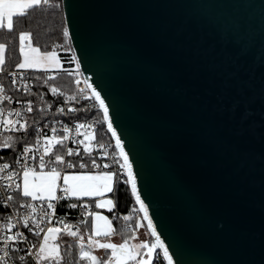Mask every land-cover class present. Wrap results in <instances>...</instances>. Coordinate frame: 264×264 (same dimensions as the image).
Instances as JSON below:
<instances>
[{"label":"water","instance_id":"1","mask_svg":"<svg viewBox=\"0 0 264 264\" xmlns=\"http://www.w3.org/2000/svg\"><path fill=\"white\" fill-rule=\"evenodd\" d=\"M62 6L174 264H264V0Z\"/></svg>","mask_w":264,"mask_h":264},{"label":"snow or ice","instance_id":"2","mask_svg":"<svg viewBox=\"0 0 264 264\" xmlns=\"http://www.w3.org/2000/svg\"><path fill=\"white\" fill-rule=\"evenodd\" d=\"M42 5L53 6L50 3V0H0V32H7L9 34L14 32V18L19 19L26 17L29 10H33L41 7ZM59 7V5H54ZM65 37L70 38V33L68 28H65L63 31ZM31 32L19 33V52L21 54L22 60L16 65L17 69H37L42 71H53L57 68H62L61 61L58 57L56 51H46L41 53L39 47H34L31 44ZM29 41V44L26 48L25 41ZM8 45L6 43H0V72L4 71L5 64V55ZM72 60L76 64V72H79L80 61L73 55ZM49 64L51 68H42V64ZM67 71V70H65ZM69 75H72V72H68ZM13 85H18L16 79L17 73H10ZM23 73H20V76L23 77ZM36 80L43 79V83L48 86L49 90L53 94L60 92V89L55 84H49V81L56 79L54 75H48L46 78L37 76ZM77 84L80 83L79 80L76 81ZM87 87L91 90V95L85 94L83 96L84 100H94L98 102L99 108L103 112V121L107 122V130L111 133V136L115 138V149L119 151H113L111 153V158L113 164L118 165L117 171H100L96 174L91 172L87 174L80 175H68L65 174L61 177V172L58 171V165H66L68 168L79 167L81 169L89 168L91 169H110L112 164L109 163H98L95 158H91L89 163L80 162L78 165L72 163L71 161H65V155L67 156H80L79 148L68 147L66 149L65 155L55 154L53 155V149L59 146L63 148L65 146L64 142L70 139L71 130L65 125L62 129V133L57 135V129L53 127L51 129L52 135H45L41 137L39 132L43 131L42 129H37V135L35 144L33 145H23L22 151L19 155V158L16 159V163L20 164L22 171L12 172L9 171L6 177L8 183L5 184L6 189H11L12 192L19 193L20 196L25 198H30L31 201L36 200H45L47 201V209H51L52 212H48L46 209L43 212V216L39 219H33L31 214L25 215L19 219L13 218L9 215L7 220L3 223V234L0 235V241H3L5 245V250L3 256H0V262L2 264H7V257L9 256V248L12 247L15 250L14 246L21 242L28 241V236L25 232L12 230L17 227V224H22L23 228L27 229L29 232H32L35 236L40 237L43 233V237L40 241L38 250L36 252L37 264H60V261L63 259L60 253V246L56 243H50L55 241L58 238L59 233L62 231L61 228L50 226L45 229L41 227V224L47 222L51 224V216L55 215V205L51 203L53 200L63 199L65 197L75 196L78 199L84 196L89 197H103L106 192L114 191V178L118 179L120 177V170L123 172V176L126 179L123 180L125 184H131V191L136 196V201L139 203V211L144 213V219L148 221V228L151 229V234L155 237V242L149 244L148 242H141L136 245L130 244L132 237L125 238L122 243H112V242H101L94 237L102 236L109 237L110 235L115 234V230L111 228V221L107 216L101 215L100 212L86 211L83 215L87 217H94L96 222L103 221L105 227H101L99 223H96L93 228V234L88 236L87 246L84 243L85 237L79 234V228L75 231H72V226L66 224L63 220H58L57 223L63 225L64 229H67V235H70L78 239L79 243V258L81 261H87L88 264H129V262H134V264H153L154 253L157 249L163 250L164 259L167 260V264H174L173 256L169 252L168 246L165 245V242L161 239L160 234L157 232L156 227L153 224L152 218L148 215V206L145 204V201L141 199V193L137 188V173L134 169V162L130 159L129 152L125 150V144L121 138V135L118 133L117 128L114 127V120L110 117V106L106 103L105 98L102 96L101 92L96 89L92 84L87 83V78L85 79ZM24 92L29 93V88L27 83L24 84ZM5 92L4 86L0 84V94ZM79 92L83 93L84 89H79ZM62 95V93H60ZM41 100L43 101V95H41ZM69 101H76L77 96L72 95L68 97ZM5 101L11 103L13 97L9 95H3L0 98V104H3ZM19 102V101H17ZM46 103V101H44ZM95 105H93L94 107ZM50 107V105H49ZM43 111V109H40ZM34 111L33 102L31 100L24 102V112L19 110H8L7 112L0 108V133H12L28 131L29 123L25 118L26 113H32ZM58 111L61 114L65 113V109L60 107ZM88 111V106H84L81 109L70 107L68 112H78ZM103 121H93V124L102 123ZM92 128V124L77 123L75 125L77 137L83 135V139H74L73 142L76 145H83L84 153L89 157H92L93 153L90 148V144L86 143L89 141L87 133L81 134V129ZM92 140H97V136L94 134L91 137ZM14 143V138L12 135H8L7 138L0 142V148L3 149H12ZM96 146L100 149H105L103 151V156L108 157L109 152L106 150V145L97 141ZM43 149V154L39 155L38 160L35 155L36 152H39ZM49 156L48 160L45 159V156ZM31 160L34 162L35 166L29 164L28 161ZM23 161V163H21ZM50 167L48 172H45L44 169ZM12 168V165L9 163H3L0 165V172H4ZM37 168L39 171H37ZM14 177L19 178L14 179ZM2 178V177H0ZM63 180V186L61 187L58 184V181ZM60 188L62 193L61 196H57V189ZM7 201L16 203V200L13 195H7ZM113 201L111 199L102 200L98 199L94 201V207L97 209L108 208V211H112ZM7 207V204L4 205ZM85 209H90L92 205L84 204L82 205ZM71 208H76V204L69 205ZM20 209H31L32 213H35L36 208L31 203H20L16 209L17 217H19ZM125 221L130 220L131 216H124ZM81 224H87V219L81 220ZM30 224L32 227H30ZM11 233V234H9ZM100 248L104 250H111L110 254L105 259H100L96 255L92 254V249ZM32 249H37V244L32 243L30 249L28 250V255H32ZM146 250V251H143ZM139 257V258H138ZM21 261L25 260V256H20Z\"/></svg>","mask_w":264,"mask_h":264},{"label":"built area","instance_id":"3","mask_svg":"<svg viewBox=\"0 0 264 264\" xmlns=\"http://www.w3.org/2000/svg\"><path fill=\"white\" fill-rule=\"evenodd\" d=\"M12 72H16L17 73V81H18V85H13L11 83L12 77L10 75V73ZM20 73H23V77L20 76ZM35 69H28V70H24V69H4L3 72H0V84H2L4 86L5 92L3 94H0V98H2L3 95H9L13 97V101L11 103L5 101L3 104H0V108H3L6 112L8 110H19L21 112H24V102L31 100L33 102V108L34 111L32 113H26L25 114V118L28 120V122L30 120H34L36 123L34 125V130L32 131V133L28 132V135L31 136L32 135V142L29 143H24L23 145L27 144V145H33L35 144V140H36V135L37 129H42L43 131L39 132V135L41 137L48 135L51 136L52 135V131L51 129L53 127H55L57 129V135H60L62 133V129L63 127L66 125L70 130V139L65 141L64 144L65 146L63 148H60V151L57 153L56 149H53V155L55 154H61V155H65L66 153V149L68 147H72V148H79L80 153L83 150V145H76L73 140L74 139H83V135H80L79 137H77L76 134V129H75V125L77 123H84L86 125L88 124H92L93 127L92 128H85V129H81V134L83 133H87L88 137H90V148L92 150L93 153V158H95L97 160L98 163H109L112 164V167L110 169H89V168H84L81 169L79 167L76 168H68L66 167V165H58L57 169L58 171L61 172V177L67 173H71V172H84V173H89L91 172L93 173H98L100 171H117L118 170V165L113 164L112 162V158H111V153L113 151L117 150L115 149L114 143L112 141L111 138H101L99 137V123L93 124V121H98L97 119H89V120H81L79 118H75L74 114L77 112H68V109L70 107H74L79 109L80 107L87 105V106H91L93 107V105H97V103L95 101L92 100H84L83 96L85 94L87 95H91L88 88H87V84L85 83V79L83 78V76L80 74V76L76 79L80 81L79 84L74 83V90L73 92L69 93L66 95L65 98H63L62 100L58 101V102H44L46 100V94L42 93L41 95H43L44 100H41V95L39 97V94H37L36 92V80H35ZM27 83L28 88H29V93H25L24 92V84ZM79 89H84V92L81 93L79 92ZM88 91V93H87ZM72 95H76L77 96V100L76 101H69L68 97L72 96ZM19 101V102H17ZM50 105V107H49ZM94 106V107H95ZM98 106V105H97ZM60 107H63L65 109V114H61L58 109ZM40 109H43L44 111H48L50 112V115L46 118V119H38L35 120L36 118V110L37 111H41ZM23 130H21L22 132ZM24 132V131H23ZM24 132V133H27ZM4 134L7 133H0V137L3 136ZM97 136V140H92L91 137L93 135ZM1 139V138H0ZM97 141H99L100 143H104L106 145V150L109 152V156L108 157H104L103 156V151L105 149H100L96 146ZM86 143H88V141H86ZM19 149L18 154L16 156V158L14 159L13 162H6L0 159V165H2L3 163H9L10 165H12V168H10L9 170H6L4 172H0V235L3 234V228L2 225L3 223L7 220L8 216L11 215L13 216L14 220L15 219H19L25 215H29L31 214L33 216V219H39L40 217L43 216V212L46 209L48 212H52L51 209H47V201L45 200H36V201H31L30 198H26V199H21L19 197V193L16 192H12L11 189H6L5 188V184L8 183L6 177L8 175L9 171L12 172H16V171H22L20 164H17L15 161L17 158H19V155L22 151V147ZM43 154V149H41L39 152H36L35 155L37 156V160L39 155ZM2 156V155H1ZM80 156H67L65 155V161H71L74 164H79L80 162L83 163H89L90 160L88 158H80ZM50 157L49 156H45V159L48 160ZM21 163H23V161H21ZM29 164H32L33 166H35L34 162L29 160L28 161ZM50 167L45 168V171H49ZM38 169V168H37ZM39 170V169H38ZM126 177L123 176V172L122 170H120V177L118 179L114 178V191L110 192V195L112 196L113 201L115 202V208L114 210V217H116L117 215H120L122 218L124 216H126L123 213L118 212V210L116 209V194H117V187L118 184L123 181ZM14 179H19L17 177H14ZM59 185L62 187V179L59 181ZM13 195L16 203L13 204L12 202H8L7 201V195ZM62 193L60 191V188L57 189V196H61ZM20 203H31L35 206L36 211L35 213H32L31 209H20L19 210V217H17V213H16V209L18 207V205ZM51 203L53 205H55V215L51 216V224H49L47 222V218L45 219V222L41 224V227H43L45 229V231L47 230L48 227L50 226H55L58 228H61L63 231L67 230L63 228V225L57 223L58 220H63L66 224L71 225L72 229H74L77 226L82 225L80 223L81 220L87 219V216L83 215L86 211L90 210V209H85V207H83L82 205L84 204H88L90 205L85 199L83 198H77L74 196H70V197H65L63 199H58V200H53L51 201ZM7 204V207H5L4 205ZM68 204H76L77 207L73 210H62V206H68ZM132 213L133 215H138L140 214L138 207H134L132 209ZM122 224L128 229V230H132L133 226L132 224H130L127 221H125L124 219L122 220ZM30 227H32V225L30 224ZM13 232L15 231H22L25 232V234L28 236V241L26 242H21L18 243L17 245L14 246L15 250H13L12 247H10L9 250V256L6 258L7 259V264H37V258H36V252L38 250L40 241L43 237V233H41L40 237L35 236L32 232H29L27 229L23 228L22 224H17V227L15 229L12 230ZM11 234V233H9ZM35 243L37 244V249H32V255L29 256L28 255V250L31 247V244ZM5 250V245L3 243V241H0V256H3V252ZM25 256V260L21 261L19 259L20 256ZM164 259L162 254L158 251L155 255V258L153 260V264H164ZM0 264H2V262H0ZM43 264H47V262H43ZM166 264V263H165Z\"/></svg>","mask_w":264,"mask_h":264},{"label":"trees","instance_id":"4","mask_svg":"<svg viewBox=\"0 0 264 264\" xmlns=\"http://www.w3.org/2000/svg\"><path fill=\"white\" fill-rule=\"evenodd\" d=\"M51 5H42L39 8L29 10L28 15L23 18L16 19L14 18V32L9 34L7 32H0V43H6L8 45L6 55H5V64L4 69H14L16 65L21 62L22 57L19 52V33L23 32H31V44L35 47H39L41 52L46 51H56L59 53L62 61L63 67L55 69L53 71H42L35 69V76H40L46 78L48 75H54L56 79L49 81V84H55L60 92L57 94L51 93L48 86L43 83V79L36 80V92L39 94V97L42 93L46 94V102H58L66 97L67 94L73 92L74 83L76 79L80 76V71L76 72V64L75 61L72 60L74 55L71 43L68 37L63 35V31L66 28L62 0H50ZM59 5V7H55L54 5ZM67 70V71H65ZM68 72H72V75H69ZM62 93V95L60 94ZM88 93V91H87ZM94 101V100H92ZM87 106V105H84ZM80 107L79 109L83 108ZM36 118L35 120L46 119L50 112L48 111H35ZM75 118H79L81 120H89V119H97L98 121H103L102 113L99 110L98 106L95 107L88 106V111H78L74 114ZM28 131L32 133L34 130L35 121L30 120ZM8 135H12L14 138V143L12 149H3L0 148V159L6 162H13L16 158L19 149L24 143L32 142V135L29 136L28 132H12L7 133L1 136L0 142H3ZM99 137L101 138H111L109 135L104 121L99 123ZM56 152L60 151V147L57 146ZM2 155V156H1ZM80 158H88L89 160L92 157H89L84 153V150L81 151ZM126 179V178H125ZM21 199H26L19 195ZM68 206H62V210H70L73 211L75 208H71ZM136 207L135 201L132 197L128 184L123 183L121 181L117 187L116 194V209L118 212L125 214L126 216H131V219L128 220L130 224H132V230H128L123 224V218L120 215L114 217V210L108 212L111 222L112 228L115 230V234L111 235L109 241H114V239H122L137 236L140 229L142 228V217L140 214L133 215L132 209ZM95 207H91V211H95ZM87 224H82L80 226L75 227L76 230L79 228L80 232L87 233L92 235V226H91V217H87ZM114 238V239H113ZM117 239V240H118ZM132 239L130 242H132ZM68 245L62 244V250L65 256L60 261V264H79L82 262L79 258V252L70 249ZM165 264V262H164Z\"/></svg>","mask_w":264,"mask_h":264},{"label":"rangeland","instance_id":"5","mask_svg":"<svg viewBox=\"0 0 264 264\" xmlns=\"http://www.w3.org/2000/svg\"><path fill=\"white\" fill-rule=\"evenodd\" d=\"M25 42H26L25 45H26V48H27V46H28V44H29V41L26 40ZM32 46H34V45L32 44ZM34 47H35V46H34ZM41 53H43V52H41ZM57 54H58V57H59V59H60V61H61V65H62V67H63V61H62V59H61V57H60V55H59L58 52H57ZM41 67H42V68H51L52 66L49 65V64H47V63H45V64H42ZM57 69H58V68H57ZM66 233H67V230H64V231L62 230V231L59 233L58 238L55 239V241H51V240H50V243H56V244H58V245L60 246V253H61V256H62V257L65 256V254L63 253V250H62V244H63V243H64V245H68L70 249H73V250H75L76 252H77V251L79 252V243H78V239H77V238H74V237H72V236H70V235H67ZM79 234H80V235H83V236L85 237L84 243H85V245L87 246V244H88V236H89V234L84 233V232H82V231H81V232L79 231ZM92 234H93V232H92ZM60 235H61V236H60ZM110 237H111V235H110L109 237L97 236V237H94V238L100 240V241L103 243V242L108 241ZM113 239H114V238H113ZM117 239H118V238H117ZM117 239H114V240H116L115 242H118ZM119 240H120V239H119ZM150 240H151L150 233L148 232L146 226L144 225V226H142V228L140 229V231H139V233L137 234V236L134 237V238L132 239V242H130V244H132V245H136V244H139V243H141V242H148V241H150ZM121 241L123 242L122 239H121L119 242H121ZM70 249H69V250H70ZM143 251H144V250H143ZM92 254H93V255H96V256H97L98 258H100V259H105L110 253H109L108 250H104V249H100V248H96V247H94V248L92 249ZM79 264H88V262H87V261H82V262H80Z\"/></svg>","mask_w":264,"mask_h":264},{"label":"crops","instance_id":"6","mask_svg":"<svg viewBox=\"0 0 264 264\" xmlns=\"http://www.w3.org/2000/svg\"><path fill=\"white\" fill-rule=\"evenodd\" d=\"M37 171H39L38 169H37ZM45 171V170H44ZM45 172H48V171H45ZM68 175H80V174H87V173H84V172H71V173H67ZM93 174H96V173H93ZM58 184H59V181H58ZM62 186H63V180H62ZM75 197V196H74ZM81 198H83V199H85L90 205H92L93 207H94V201L95 200H98V199H102V200H108V199H111L112 201H113V199H112V196L110 195V192H106L105 194H104V196L103 197H89V196H84V197H81ZM113 205H114V207L112 206V205H109V207H112V210L115 208V202L113 201ZM93 212H100L101 213V215H103V216H107L108 217V219L111 221V218H110V216H109V214H108V212H110V211H108V208H100V209H95V211H93ZM96 223H99V225L103 228V227H105V223L103 222V221H99V222H96L95 221V218L94 217H91V226H92V232H93V228H94V225L96 224ZM111 228H112V222H111ZM113 229V228H112ZM72 231H75V229H71ZM61 236V235H60ZM109 241V240H108ZM116 240H114V241H111V242H115ZM120 240L118 239V242H119ZM118 242H116V243H118Z\"/></svg>","mask_w":264,"mask_h":264},{"label":"flooded vegetation","instance_id":"7","mask_svg":"<svg viewBox=\"0 0 264 264\" xmlns=\"http://www.w3.org/2000/svg\"><path fill=\"white\" fill-rule=\"evenodd\" d=\"M139 258V257H138Z\"/></svg>","mask_w":264,"mask_h":264}]
</instances>
